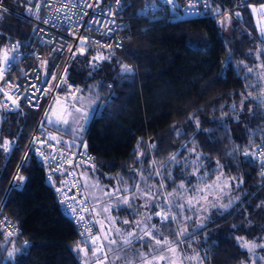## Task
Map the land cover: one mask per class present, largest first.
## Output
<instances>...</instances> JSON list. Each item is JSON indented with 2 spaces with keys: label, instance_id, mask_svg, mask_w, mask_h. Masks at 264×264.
Instances as JSON below:
<instances>
[{
  "label": "trees",
  "instance_id": "16d2710c",
  "mask_svg": "<svg viewBox=\"0 0 264 264\" xmlns=\"http://www.w3.org/2000/svg\"><path fill=\"white\" fill-rule=\"evenodd\" d=\"M144 1L125 2L128 36L121 48L91 46L68 71L81 88L97 83L105 100L80 141L95 156L88 168L131 181L140 163L166 167L176 157L173 163L181 165L195 149L212 170L207 180L217 171L237 177L242 196L230 207L161 225L173 236L187 232L183 251L190 264H264V245L256 249L264 243V178L258 161L242 159L244 150L264 143V43L252 12L264 0H210L214 17L171 23L139 17ZM227 14L229 35L218 24ZM0 28L23 38L29 25L5 13ZM38 117L39 111L6 112L0 103V215L20 230L10 238L0 228V264H82L90 247L84 258L74 250V226L58 209L35 154H24ZM15 171L21 189L8 188Z\"/></svg>",
  "mask_w": 264,
  "mask_h": 264
},
{
  "label": "built area",
  "instance_id": "2783aa9c",
  "mask_svg": "<svg viewBox=\"0 0 264 264\" xmlns=\"http://www.w3.org/2000/svg\"><path fill=\"white\" fill-rule=\"evenodd\" d=\"M126 1L120 0L117 4L116 0H33L22 8L7 7L8 13L28 23L25 37L17 38L0 31L4 38L0 68L6 69L0 76L1 106L4 111L21 116L27 111H39L24 154L28 150L35 154L58 209L75 228L74 250L82 258L87 246L95 254L103 248L73 165L91 167L95 156L81 142L60 138L56 131L44 125L43 118L53 101L68 96V102H72L80 96V86L71 82L67 74L81 51L91 46L105 49L123 46L128 36L124 16ZM136 12L149 21L171 23L214 17L216 10L210 0H145ZM85 37L87 40L82 43ZM260 45L264 50V44ZM262 153L264 143L255 146L249 157L258 161L264 178ZM21 178L15 171L8 188L21 189L24 184ZM0 228L10 238L20 233L17 225L3 215H0ZM104 260L105 255L101 253L92 264H102ZM82 264L89 263L83 259Z\"/></svg>",
  "mask_w": 264,
  "mask_h": 264
},
{
  "label": "rangeland",
  "instance_id": "374dc122",
  "mask_svg": "<svg viewBox=\"0 0 264 264\" xmlns=\"http://www.w3.org/2000/svg\"><path fill=\"white\" fill-rule=\"evenodd\" d=\"M22 1L25 0H0V6L5 9L0 13V19L3 14L8 13L7 7H13V4ZM252 12L256 34L264 42V4L252 8ZM218 24L222 26L223 33L229 35L230 15H225L224 19L220 18ZM84 52L81 51L80 54ZM1 59L0 54V62ZM59 96H63V93H59ZM68 98L70 97L66 96L65 99L59 98L53 101L43 118V123L49 129L56 131L60 138L69 137L80 142L83 140L89 120L100 114L105 100L98 92L97 83L82 87L80 96L75 97L72 102H68ZM262 101L264 104V91ZM253 149L244 150L242 159L246 162L256 161L249 157ZM189 153V159L181 165L179 162L173 163V160L166 167L157 165L152 160L148 166L140 163L131 181L119 174H99L93 168L79 166L75 174L89 204L88 214L97 229L100 245L103 248L102 252L96 254L90 251L92 255L88 259L89 264H92L101 253L105 255L103 264H190L188 255L183 251V237L187 232L182 230L178 231L179 235L178 233L176 236L170 235V232L161 225V217L158 216V221L161 223L157 222L155 212L160 211V207L149 210L146 205L151 206L156 203L163 208L172 207L169 216L175 215L178 224L179 217L182 221L191 220L198 216V213H208L209 208L213 206L230 207L239 201L242 193L239 189L241 180L223 175L221 171H217L215 176L207 180L212 170L206 169L208 167L201 161L200 154L195 149H190ZM138 157L141 158V155L139 154ZM214 168L219 170L218 166ZM158 172L159 175H157ZM174 179L178 182L173 183ZM181 182L184 188H179ZM161 184L164 185L163 188L160 187ZM137 185H139V191ZM125 189L127 191H124ZM145 189L158 193L159 199H149L144 192ZM168 193L173 195L169 197ZM124 198L129 200L131 207L124 203ZM165 198L170 199L172 203L164 204ZM177 203L184 206L183 211L178 206L173 207ZM151 225H155V228L149 227ZM145 228L152 231L156 238L162 241L167 240L168 243L156 244L154 239L144 234L142 229ZM132 231L143 239L134 236L131 237L133 240L131 245H124L123 241L127 233ZM109 240H115L117 243L110 244ZM261 245L264 243L256 244V249L262 247ZM140 253H144V256L141 257ZM8 258L9 256L4 260Z\"/></svg>",
  "mask_w": 264,
  "mask_h": 264
},
{
  "label": "snow or ice",
  "instance_id": "6c2138e0",
  "mask_svg": "<svg viewBox=\"0 0 264 264\" xmlns=\"http://www.w3.org/2000/svg\"><path fill=\"white\" fill-rule=\"evenodd\" d=\"M116 2H117V4H119L120 3V0H116ZM4 10L5 9H3L2 6H0V13H2ZM237 15H239V13H237ZM45 23H47V21H45ZM83 40H87V38L86 37L83 38L82 39V43H83ZM13 47L15 48L17 46L14 45ZM45 63H47V62H45ZM249 70L251 71V69H249ZM5 71H6V69L0 68V76H2ZM123 71L126 72V73H129V72H131V69L128 66H124L123 67ZM65 123H67V121H65ZM7 143L8 142L6 141L5 142V145H7ZM5 150H7V148ZM246 155H247V153H246ZM262 155H264V153H262ZM171 159L174 160V159H176V157H172ZM197 159H199V157ZM157 175H159V172L157 173ZM170 175L171 174L169 173V176ZM160 187L163 188L164 185L161 184ZM179 188H184L183 182H181V184L179 185ZM137 190L139 191V185H137ZM124 191H127V189H125ZM175 191L176 190H174V192ZM144 192L148 196L149 199H154V200L155 199H159L158 193H152L148 189H145ZM172 195H173V193H168V196L169 197H171ZM124 203L129 204V206L131 207V204H130V202H129V200L127 198H124ZM163 203L164 204H171L172 201L170 199L165 198L163 200ZM176 206L180 207L181 208V211H183L184 206L182 204H178L177 203L173 207H176ZM146 207H149V210H152V209H154L156 207H160L161 210L158 211V212H155V215L161 217V222L162 223L168 221L169 219H171L172 221H175L177 219V217L175 215L169 216V213L172 212V207H169L167 209V211H165V209L163 207H161L160 204H156V203H153L151 206L146 205ZM105 210L107 211V209H105ZM81 219H83V218L81 217ZM148 219H151V217H148ZM125 223H128V221H125ZM137 223L139 225V222H137ZM149 227H151V228L154 229L155 228V225H151ZM142 231H144V234L146 236H148L150 239H154L155 242H156V244H162V243L163 244H167L168 243L167 240L162 241V240L156 238V236L153 234V232L152 231H149L148 228L142 229ZM178 235H179V233H178ZM134 236L137 237L138 239H143V237L138 236L135 231H132V232H128L127 233L126 239L123 241V244L124 245H131L133 243V240L131 239V237H134ZM109 243L110 244H116L117 241H115V240H109ZM152 250L155 251V249H152ZM8 256H9V258H11L13 256V253L12 252H9L8 253ZM140 256L143 257L144 256V253H140Z\"/></svg>",
  "mask_w": 264,
  "mask_h": 264
},
{
  "label": "crops",
  "instance_id": "0c3cea01",
  "mask_svg": "<svg viewBox=\"0 0 264 264\" xmlns=\"http://www.w3.org/2000/svg\"><path fill=\"white\" fill-rule=\"evenodd\" d=\"M256 6H254L253 8H255ZM264 43V42H263ZM64 139V138H62ZM79 169V165H73V171L77 174V171Z\"/></svg>",
  "mask_w": 264,
  "mask_h": 264
},
{
  "label": "bare ground",
  "instance_id": "6f19581e",
  "mask_svg": "<svg viewBox=\"0 0 264 264\" xmlns=\"http://www.w3.org/2000/svg\"><path fill=\"white\" fill-rule=\"evenodd\" d=\"M127 2V1H126ZM137 13V12H136ZM139 16V15H138ZM18 172V171H17Z\"/></svg>",
  "mask_w": 264,
  "mask_h": 264
}]
</instances>
